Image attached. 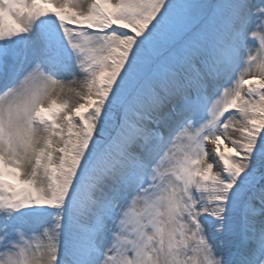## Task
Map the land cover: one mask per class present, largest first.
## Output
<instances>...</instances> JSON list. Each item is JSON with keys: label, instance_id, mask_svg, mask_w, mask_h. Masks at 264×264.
<instances>
[{"label": "snow or ice", "instance_id": "snow-or-ice-1", "mask_svg": "<svg viewBox=\"0 0 264 264\" xmlns=\"http://www.w3.org/2000/svg\"><path fill=\"white\" fill-rule=\"evenodd\" d=\"M77 9L0 0V264H264V0Z\"/></svg>", "mask_w": 264, "mask_h": 264}, {"label": "rangeland", "instance_id": "rangeland-1", "mask_svg": "<svg viewBox=\"0 0 264 264\" xmlns=\"http://www.w3.org/2000/svg\"><path fill=\"white\" fill-rule=\"evenodd\" d=\"M74 3H78L80 5V9H83L85 7H90L91 3H92V0H73ZM80 9H77V10H80ZM220 97H214L212 99V103H215V100L216 99H219ZM211 107V104L209 105V108ZM210 114V113H209ZM216 171V166L214 165V168H213V173H215Z\"/></svg>", "mask_w": 264, "mask_h": 264}]
</instances>
